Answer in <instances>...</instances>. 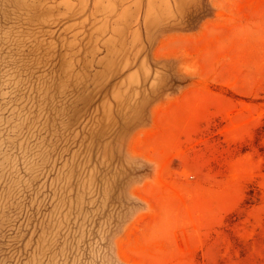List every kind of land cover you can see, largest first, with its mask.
Masks as SVG:
<instances>
[{
    "label": "rangeland",
    "instance_id": "1",
    "mask_svg": "<svg viewBox=\"0 0 264 264\" xmlns=\"http://www.w3.org/2000/svg\"><path fill=\"white\" fill-rule=\"evenodd\" d=\"M0 264H264V0H0Z\"/></svg>",
    "mask_w": 264,
    "mask_h": 264
}]
</instances>
